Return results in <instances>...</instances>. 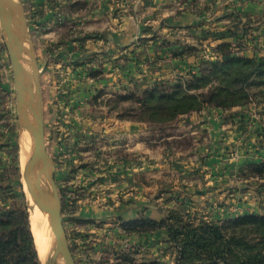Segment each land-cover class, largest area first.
<instances>
[{
    "label": "rangeland",
    "instance_id": "374dc122",
    "mask_svg": "<svg viewBox=\"0 0 264 264\" xmlns=\"http://www.w3.org/2000/svg\"><path fill=\"white\" fill-rule=\"evenodd\" d=\"M18 1L34 46L39 71L45 147L52 160L60 212L76 264H143L150 260L173 264L172 260L162 259V246L161 251L154 253V245L130 241L131 236L143 237L148 234L134 231L143 229L141 221L137 220L142 215H147L136 213L131 218H125L121 215V203L137 200L136 195H142L138 186H143L146 188V201L149 203L152 200L149 197H155V193L168 191V194L174 195L172 200L175 203L171 206L164 205L167 196L163 195L165 197L160 199L158 205L162 209L190 206L192 198L186 197L189 193H186V188L190 185L181 181L183 174L180 171L167 168L164 171L160 168L162 172L159 173V168L152 166L153 158L138 155L135 151L128 152L123 128L127 123L134 125L135 132H140L141 137H145L146 148L154 149L155 140H160L167 132H174L173 123L177 118L170 123H157L148 118L142 120L141 116L146 115V111L136 98L124 97L131 93L142 97L151 88H170L175 83H187L198 71L199 62L216 60L219 57L217 46L225 41L240 54L250 55L257 52L264 55V0L237 1L239 6L235 8L236 15L230 18L233 21L228 25L226 21H218L225 18L224 11L229 8L230 0H208L207 5L203 6L191 4L188 6L190 11H201L199 16L204 14L205 18H210L209 21L204 22L205 24L194 23V29L186 27V30L192 29L196 34L191 32L187 35L181 28V32L174 37L159 33L164 25L162 21L160 24L155 22L158 13L154 12L153 19L147 17L151 13L147 9L137 7L133 10L134 6L130 7L131 0H112L111 14L118 18L117 25L122 24L121 17L125 18L127 14L132 16V11L136 12V16L142 17L139 35L115 52L108 49L97 52L88 47L97 37L84 32L87 24H81L86 23L87 19L82 16L76 19L77 16L70 13L72 6L66 7V14L63 16L61 0L56 3L52 0ZM177 2L180 6L183 0ZM79 7L83 10L89 8L86 3H80ZM80 20L83 23L79 25ZM224 29H228L229 35L226 37L221 34ZM156 41L161 44H156ZM161 54L166 55L170 61L172 59L163 74L159 71L163 67L159 62ZM151 70L158 72L152 73ZM102 74H108L110 81L106 80L105 84L96 82L97 76ZM209 86L192 92L206 91ZM248 93V101L238 107L245 106L243 111H250L255 115L260 113L262 119L258 122L264 127L262 87L251 84ZM203 107L217 109L209 104H204ZM109 118L113 119V125L121 132L113 140L107 139L103 130ZM256 134L257 139H252V144L256 147L246 150L245 154L256 156L258 160L241 165L238 176L242 178V190H235L240 191L242 197L239 198L236 194L233 201L243 199L242 203H251L255 208L256 212L253 214L263 215L264 175L255 173L253 168L264 166V156L259 153L260 148H264V135L262 137L259 131ZM30 139L26 129H23L22 135L16 111L12 68L0 28V209H14L22 203L26 205L23 177L26 161L22 151H25L26 146L30 148ZM108 140L114 142V155H110ZM176 141L172 148L178 144ZM144 164L148 165L145 170ZM108 165H112L117 172L114 176L117 179L131 176L130 186L126 182L121 188L115 185L112 190L106 175ZM39 176L42 181L46 179L43 174ZM196 183L202 184L201 180L191 184ZM156 185L158 192L153 193ZM234 187H238L236 183ZM172 191L178 193L172 194ZM225 193L228 196L229 192ZM156 200L155 203L158 204ZM212 204L214 203L210 201L207 206ZM231 205L232 202L229 206ZM107 209L114 212L107 214ZM194 213L197 214L195 211ZM194 213L190 210L186 216L213 222H223L238 216L235 214L223 218H199ZM167 256H170L169 252ZM58 260V264H64L61 258Z\"/></svg>",
    "mask_w": 264,
    "mask_h": 264
},
{
    "label": "crops",
    "instance_id": "0c3cea01",
    "mask_svg": "<svg viewBox=\"0 0 264 264\" xmlns=\"http://www.w3.org/2000/svg\"><path fill=\"white\" fill-rule=\"evenodd\" d=\"M52 1L56 3L59 0ZM71 1L74 2V5H72L73 2H70V0H61L62 15L65 16L66 7L71 8L72 6L70 13L74 17L77 16L76 19L81 16L87 19L86 23H83V21L80 20L79 25L80 23H83L81 26L87 24L84 32L97 37L94 42H91L92 44L87 45L92 50L99 52L108 49L110 52H115L119 50L118 48L128 44L133 37H137L140 33L142 27V17L136 16L135 11H132L133 14L132 16L130 15V17L129 14H127L125 18L121 17L122 24L117 25L118 18H114L111 14L113 7L112 0ZM230 1L231 3H229V8L224 11L225 18L223 20H219L218 23L226 21L228 25V23L233 21V19L230 21V18H233L236 15L235 8L236 6H239L236 2L239 0ZM80 3H86L89 8H87V10H83L79 7ZM207 3L208 0H183V3H181L182 5L179 6L177 0H131L130 7L134 6L133 10H136L137 7L147 9V12H151L147 15V17H153V19L155 18L153 15L154 12L156 14L158 13L155 22L160 24L159 22L162 21L164 25V29L160 30L159 33L164 36L166 34L174 37L181 32V28H183L184 31L188 33L187 35H189L193 31L192 29H194L192 28L194 23H204L209 21L210 18H205L204 14L199 16V13H202L201 11L196 12L198 10L190 11L188 9V6L191 4H200L203 6L204 4L207 5ZM143 15L146 16V14ZM211 17H214V15ZM188 26L192 28L190 31L186 30L188 29L186 28ZM217 30L219 29L217 28ZM227 30L224 29L222 30L223 32L221 31L223 37H226L227 34L229 35ZM262 31L264 36V30ZM192 33L196 34V32ZM155 43L161 44L160 41H156ZM159 56L162 57L160 58L161 60L159 59L160 65L163 66L159 71L163 74V72L165 73V70L171 64L170 62L172 59L170 61L166 55L163 56L162 54ZM151 72L157 73L158 71L151 70ZM110 79L111 77L108 76V74H106V76H103L102 74L97 76L96 82L104 83L106 80L110 81ZM244 107L245 106L225 110L203 107L199 111L181 115L173 123L175 126L174 132H167V134L163 135L160 140H155L154 149H150V147L146 148L147 145L145 146V137H141L140 132H135L134 125L127 123L123 128V133L125 134V144L128 147L127 150L128 152L135 151L138 155L141 154L144 157L153 158L154 163L152 166L159 168V173L162 172V169L160 168H163L164 171L167 168L171 171L178 170L183 174L181 181H185V183L190 185V187L186 188V193L187 191L189 192L186 197L189 196L192 198L191 205L184 206L187 213L191 210L193 213L195 211L197 214H194L199 218H223L235 214L240 215L256 212L254 211L255 208L251 206V203H242L243 199L241 201L238 200L237 202L233 201V197L236 194L239 198L242 197V193L235 190H242V178L241 176H238L241 165L246 162L258 160V157L251 156L250 154L246 155L245 152L246 150L252 148L254 149V147H256L252 144V139H257V131L260 132L262 137L264 135V131H262L264 130V127L261 126V122H258L261 119H258L256 115L252 114L250 111L249 113L247 111H243ZM113 124V119L109 118L107 126L103 129L107 139L110 138L113 140L115 136L121 135L118 127ZM135 137L137 138L136 140ZM175 140H177L176 142L178 144L172 148V145H175ZM259 141L260 139L258 142ZM109 142L110 155H114V142ZM235 150L239 152V157L237 159H232L231 153ZM259 153L264 156V148H260ZM143 162L145 163V161ZM143 168L144 170L147 169L148 165L144 164ZM106 172V175L108 176L107 181H109L112 186V190L115 188V185H118V188H121L122 184L126 185L127 182V185L130 186V183L132 182V179L129 178L131 176H121L118 177V179L114 177L117 175V172L114 171L112 165H110V167L108 165ZM128 173H130V171ZM200 180L202 184H191L199 182ZM235 183L238 186L236 188L234 187ZM131 186L134 187L133 184H131ZM156 187L157 185L155 186V191H153V193L158 192L156 191ZM138 191H140L142 195H136L138 198L137 200L134 202L131 200L130 203H121V215L125 218H131L136 213H144L151 219L160 220L163 217V212L162 207H159L158 205L160 204V199L165 197L163 195L167 196V199L165 198V201L167 202L164 205L171 206L175 203V200H172L174 195L168 194V191L155 193L156 195H154L155 197L157 196L156 198L150 196L149 198H152L150 203L148 200L146 201V188L138 186ZM225 192H229L227 193L228 196L225 195ZM174 193H178V191H172V194ZM181 193L182 192H180V194ZM132 194H134L133 190ZM155 200L158 204L155 203ZM210 201L214 204L207 206ZM231 202L232 205L229 206ZM155 204H157V206H155ZM232 210L235 211L231 212ZM113 212L114 211L112 210H106L107 214ZM130 241L143 243L147 242L149 245H154V249L152 250L154 253L160 250L162 246V259L167 258L169 261L172 260L173 264H176V250L166 241V232L164 229L153 232L152 235L148 233L143 237L131 236ZM167 252L170 253V256H167ZM97 264L104 263L98 262Z\"/></svg>",
    "mask_w": 264,
    "mask_h": 264
},
{
    "label": "trees",
    "instance_id": "16d2710c",
    "mask_svg": "<svg viewBox=\"0 0 264 264\" xmlns=\"http://www.w3.org/2000/svg\"><path fill=\"white\" fill-rule=\"evenodd\" d=\"M217 49L219 57L199 62L198 71L187 83L151 88L142 97L131 93L124 98H136L146 111L142 120L170 123L180 115L201 110L204 104L220 110L241 106L249 99L251 84L261 86L264 92V55L240 54L226 41ZM205 86H209L206 91L192 92ZM253 171L264 175V166H254ZM162 212L160 220L142 215L137 221L143 229L134 231L164 229L166 241L176 250V264H264V214L213 222L189 218L185 207H166ZM0 264H41L25 203L0 209ZM143 264L162 263L150 260Z\"/></svg>",
    "mask_w": 264,
    "mask_h": 264
},
{
    "label": "water",
    "instance_id": "95a60500",
    "mask_svg": "<svg viewBox=\"0 0 264 264\" xmlns=\"http://www.w3.org/2000/svg\"><path fill=\"white\" fill-rule=\"evenodd\" d=\"M18 0H0V28L12 68L16 92V111L22 129L31 136L29 158L24 165L23 177L29 192L45 213L49 234L45 236V257L41 264H55L61 258L64 264H76L71 253L60 212L58 187L44 141V124L39 90V71L34 46ZM27 56L25 66L22 56ZM43 174L48 186L33 187V175Z\"/></svg>",
    "mask_w": 264,
    "mask_h": 264
},
{
    "label": "bare ground",
    "instance_id": "6f19581e",
    "mask_svg": "<svg viewBox=\"0 0 264 264\" xmlns=\"http://www.w3.org/2000/svg\"><path fill=\"white\" fill-rule=\"evenodd\" d=\"M22 60H23V63L25 64V66L28 68L29 62H28L27 56L25 54H23ZM22 135H23V129H22ZM27 137H26V139H27ZM25 143H27V142H25ZM30 143H31V141H30ZM22 154L24 155V161H26L29 158L30 148L26 146V149L24 152L22 151ZM41 181L42 180H41L39 175H37V174L33 175V187H36V185H35L36 183L39 184V186H41L43 188H46L48 186L47 179H43V181L42 182ZM24 185H25L24 186V192H25V197H26V206H27V211L29 214V221H30V229L32 231V235L34 238V244H35L36 251L38 253L39 260L41 262H43L44 257H45V250L43 249V247H44L43 243H44L45 236L47 234H49L50 230H49V226L47 224V219H46L45 213L39 207L38 203L36 202L35 197L29 192L25 181H24ZM55 264H58V263L56 262Z\"/></svg>",
    "mask_w": 264,
    "mask_h": 264
},
{
    "label": "built area",
    "instance_id": "2783aa9c",
    "mask_svg": "<svg viewBox=\"0 0 264 264\" xmlns=\"http://www.w3.org/2000/svg\"><path fill=\"white\" fill-rule=\"evenodd\" d=\"M256 117H257L258 119H262L261 114L258 113V112H257ZM238 157H239V152H238L237 150H235V151H233V152L231 153V158H232V159H237Z\"/></svg>",
    "mask_w": 264,
    "mask_h": 264
}]
</instances>
